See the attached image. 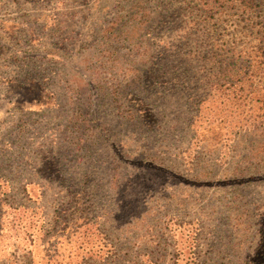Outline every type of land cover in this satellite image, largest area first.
<instances>
[{
  "label": "rangeland",
  "instance_id": "374dc122",
  "mask_svg": "<svg viewBox=\"0 0 264 264\" xmlns=\"http://www.w3.org/2000/svg\"><path fill=\"white\" fill-rule=\"evenodd\" d=\"M262 2L256 13L264 17ZM163 7L162 0H0V192L12 205L39 206L51 227L65 190L37 170L54 155L62 178L81 183L89 174L93 182L112 253L87 264H171L170 220L195 221V264H248L247 256L264 252V128L254 126L260 119L241 124L245 106L229 120L217 102L230 98L224 93H207L198 116L189 90L151 89L155 74L148 81L143 70ZM236 18L222 23L231 42L242 32ZM114 89L138 96L156 122L119 116ZM48 93L52 105H39ZM76 109L84 141L71 147L62 129ZM134 179L144 204L129 213L120 193ZM114 180L125 182L114 188ZM32 181L41 188L38 204L23 192Z\"/></svg>",
  "mask_w": 264,
  "mask_h": 264
},
{
  "label": "trees",
  "instance_id": "16d2710c",
  "mask_svg": "<svg viewBox=\"0 0 264 264\" xmlns=\"http://www.w3.org/2000/svg\"><path fill=\"white\" fill-rule=\"evenodd\" d=\"M162 2L164 7L159 14H167L162 16L161 28L151 36L154 46L151 58L146 60L148 66L143 70V76L148 81L155 74L151 89L156 92L158 86L169 84L171 88L189 90L196 97L193 105L198 116L207 93H224L230 98L223 97L217 102L220 109L227 112L229 120L232 121L235 114L240 117L238 109L245 106L248 110L244 112L241 124L249 120L255 123L256 119H260L254 126L264 128V17L262 10L256 13L263 2ZM233 15H237L236 20L238 23L243 21V24L241 29H237L242 31L239 41L231 42L225 39L222 23L228 20L226 17ZM161 76H164L163 80H160ZM32 82L35 80H29L27 86L33 85ZM46 96L45 101L43 96L36 99L39 105H52L53 94ZM109 96L115 102V112L124 119L156 122L152 111L139 106L141 101L138 96L129 93L121 95L115 89L109 92ZM82 118L83 114L76 109L70 126L62 129L67 131L69 137L65 135V143L71 147L77 145V139L84 141ZM46 155L47 152L43 157ZM50 156L51 160L47 159V162L41 160L42 168L37 171L44 179L57 181L65 190L63 200L55 208L53 223L46 228L39 206L12 205L4 196L8 191L0 192V264H87L88 261H103L112 253L101 228L100 212L92 203L93 182L89 174L83 175L81 183L75 179L72 181V178L64 179L53 160L54 155ZM124 182L117 184L114 180V188L121 187ZM124 184L120 193L124 209L129 213L140 210L144 204L142 184L137 179ZM0 188L4 189L1 184ZM23 192L34 204L41 199V188L33 181L24 185ZM167 225L173 243L171 264H195L198 237L195 221L170 220ZM255 254L252 255L256 257L253 260H250L252 256H247V263L264 264V252L257 250ZM145 264L157 263L150 260Z\"/></svg>",
  "mask_w": 264,
  "mask_h": 264
}]
</instances>
